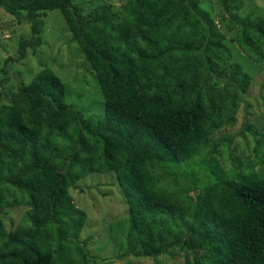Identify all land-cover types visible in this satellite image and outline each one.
Wrapping results in <instances>:
<instances>
[{
	"label": "trees",
	"instance_id": "obj_1",
	"mask_svg": "<svg viewBox=\"0 0 264 264\" xmlns=\"http://www.w3.org/2000/svg\"><path fill=\"white\" fill-rule=\"evenodd\" d=\"M241 5L215 0L213 15L201 0H126L85 13L71 0H0L31 32L18 40L15 61L41 45L38 16L59 11L103 105L85 113L68 103L69 85L49 66L0 103V264L91 262V236L78 240L86 215L71 190L92 173L109 174L127 204V218L110 225L116 253L108 261L264 264V128L213 137L236 120L253 81L242 64L225 61L227 34L264 64V14L241 15ZM244 132L254 147L229 167L219 163L220 146ZM157 163L182 165L189 177L203 165L208 178L170 189ZM17 205L27 209L8 228Z\"/></svg>",
	"mask_w": 264,
	"mask_h": 264
},
{
	"label": "rangeland",
	"instance_id": "obj_2",
	"mask_svg": "<svg viewBox=\"0 0 264 264\" xmlns=\"http://www.w3.org/2000/svg\"><path fill=\"white\" fill-rule=\"evenodd\" d=\"M71 1L81 6L86 13L99 3L111 4L112 8L116 9L126 0ZM201 6L213 15L218 12L215 0H201ZM248 13L252 17L264 14V0H242L240 14ZM39 17L43 24L40 32L41 45L34 53L27 49L23 59L15 61L18 40L31 36L29 24L26 22L17 23L13 16L0 9V103L8 100L10 93L19 86L20 82L27 83L41 67L49 66L69 85L71 93L67 96L68 103L85 113L102 112V99L92 83L91 68L84 62L81 53L77 52L76 43L70 42L63 16L59 11L52 10L48 11L47 15ZM221 29L223 28L221 27ZM234 36V32L227 34L230 58L224 57V59L227 63L235 61L242 64L243 69L252 75L253 81L248 89L245 103L241 104L236 114V120L218 129L213 137L238 131L245 126H249L251 132H261L264 128V87H262L264 64H253L231 40ZM245 104H247L246 107ZM254 145L255 141L251 134L244 132L240 137L234 138L231 145H221L220 153L216 155V159L222 165L229 167L231 157L234 159L243 158ZM200 157H203V154ZM202 166L195 168V175L201 174L202 179L195 175L189 177V175L183 174L181 170L185 167L182 165L171 167L157 163L154 168L160 182L168 188L174 189L181 185L191 188L197 186L198 188L208 178L204 169L201 168ZM111 181L113 179L109 174L92 173L78 182V188L71 190L74 206L86 215V221L78 240L82 241L91 236L87 239L85 246L88 255L93 257L88 264H105L108 258L114 256L116 251L113 248L114 242L110 239V225L119 219L127 218V204L119 192V188L111 185ZM189 192L195 194V190ZM26 209L27 207L21 205L12 207L5 220L6 226L9 228L19 223L23 219ZM103 258H105V262L102 261ZM127 260L129 263L114 259L108 261L107 264H183L179 255L158 257L157 259L142 258L139 262L128 256Z\"/></svg>",
	"mask_w": 264,
	"mask_h": 264
}]
</instances>
